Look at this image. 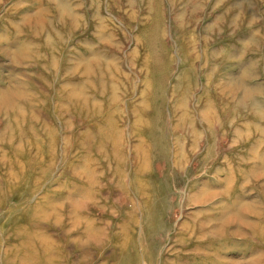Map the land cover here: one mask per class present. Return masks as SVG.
<instances>
[{
    "label": "rangeland",
    "instance_id": "374dc122",
    "mask_svg": "<svg viewBox=\"0 0 264 264\" xmlns=\"http://www.w3.org/2000/svg\"><path fill=\"white\" fill-rule=\"evenodd\" d=\"M126 258L264 264V0H0V264Z\"/></svg>",
    "mask_w": 264,
    "mask_h": 264
},
{
    "label": "bare ground",
    "instance_id": "6f19581e",
    "mask_svg": "<svg viewBox=\"0 0 264 264\" xmlns=\"http://www.w3.org/2000/svg\"><path fill=\"white\" fill-rule=\"evenodd\" d=\"M40 11V10H38ZM73 94H71L72 96ZM5 96V95H4ZM4 101V99H3ZM211 117L213 118V120L217 117V114L215 111H212L211 112ZM213 120H210V121H213ZM219 120V119H218ZM207 123V130H208V135L207 137L209 138V147L212 148V146L215 144L216 140L218 137H220L224 132L222 131L223 129L220 127V128H217V130H213L212 128V125L209 123L208 125V122L206 121ZM189 132L192 134V139L190 140L192 143H191V148L192 150H195L198 148V143H199V140H200V136L199 133H197L194 129H189ZM181 142V141H180ZM260 143V142H259ZM182 145V143H181ZM183 146V145H182ZM240 166V165H239ZM209 192V191H208ZM205 193V192H203ZM89 194V193H88ZM84 196H86V193L84 194ZM188 196L190 197V195L188 194ZM202 195L200 194H196V201H199L200 197ZM195 197V193L191 195V199H193ZM240 197V196H239ZM238 199V198H237ZM235 200V199H234ZM233 203V202H232ZM238 203V202H237ZM244 206V205H243ZM225 207V206H224ZM248 207V206H247ZM225 209V208H224ZM224 209L223 211L220 213L222 215V217L218 216V219L219 220V225H217V227H215L214 229H210L209 226L206 227L208 225V223L205 222V224H200L199 227L195 226L196 227V230L194 232H192L191 230V233L193 235L196 236V234H198L200 237V239L203 240V238H207V239H210V240H214V239H221V237L224 238L225 234L227 233V228L229 226V224L234 221L235 223H241L243 221V216H238V214H240L238 211L237 215H236V212H234L233 214H235V217L233 218L232 216L228 215L227 216V213L224 212ZM227 211V210H226ZM237 211V210H236ZM232 213V212H230ZM229 214V213H228ZM242 214V213H241ZM234 216V215H233ZM212 220V219H211ZM213 221V220H212ZM210 222V220L208 221ZM241 225V224H240ZM238 231V230H237ZM239 232V231H238ZM197 237V236H196ZM197 248H198V245H197ZM202 250V249H201ZM201 250H196V251H201ZM118 264H130L129 260L126 258L125 260H121Z\"/></svg>",
    "mask_w": 264,
    "mask_h": 264
}]
</instances>
